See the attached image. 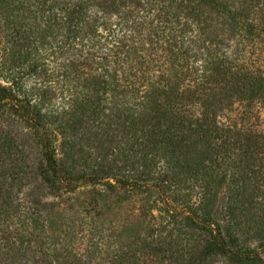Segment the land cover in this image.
I'll return each mask as SVG.
<instances>
[{"label":"trees","instance_id":"16d2710c","mask_svg":"<svg viewBox=\"0 0 264 264\" xmlns=\"http://www.w3.org/2000/svg\"><path fill=\"white\" fill-rule=\"evenodd\" d=\"M258 162L264 0H0V264H91L25 193L91 186L159 194L163 226L110 232V264H258Z\"/></svg>","mask_w":264,"mask_h":264},{"label":"rangeland","instance_id":"374dc122","mask_svg":"<svg viewBox=\"0 0 264 264\" xmlns=\"http://www.w3.org/2000/svg\"><path fill=\"white\" fill-rule=\"evenodd\" d=\"M29 150L32 151L29 153L32 160H37L36 149ZM259 174H264V162L256 163L253 169H248L245 173L246 177H255ZM224 184L219 190L220 201L217 205L220 216L223 214L221 209L224 208L225 198L229 193L227 182ZM103 189L102 186L97 189L91 186L61 197L47 195L38 187L29 190L26 188L25 193H33L32 198L43 206L68 211L69 218L64 220V228L68 229L76 240L69 241L64 234L61 240L72 252L86 257L95 251L91 264H110V256L114 250L108 253L107 245L102 243L104 237L107 238L110 232L127 236L130 232H126V227L131 224L134 226V233H145L152 225H155L154 228L163 226V222L160 221L163 213L161 203L158 202L159 194L154 189L130 193H109ZM258 195L256 201L250 203L249 207H244L243 216L250 227L241 233L239 245L240 248H252L259 252L261 259L258 264H264V188L259 190ZM146 206L153 208L147 217ZM214 264L240 263L217 258Z\"/></svg>","mask_w":264,"mask_h":264}]
</instances>
